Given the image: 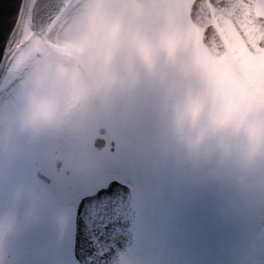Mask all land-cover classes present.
I'll return each instance as SVG.
<instances>
[{"label":"rangeland","instance_id":"obj_1","mask_svg":"<svg viewBox=\"0 0 264 264\" xmlns=\"http://www.w3.org/2000/svg\"><path fill=\"white\" fill-rule=\"evenodd\" d=\"M192 1L73 0L42 37L28 0L0 83V264H80L76 205L112 178L137 215L119 264H264V53L215 12L211 54ZM57 146L70 200L36 175Z\"/></svg>","mask_w":264,"mask_h":264},{"label":"water","instance_id":"obj_2","mask_svg":"<svg viewBox=\"0 0 264 264\" xmlns=\"http://www.w3.org/2000/svg\"><path fill=\"white\" fill-rule=\"evenodd\" d=\"M71 0H36L32 8L33 31L44 35L67 8ZM227 15L250 50L264 52V16L255 9L256 0H209ZM25 0H0V72ZM192 20L205 26L204 42L215 55L226 52V44L213 24L208 0H194ZM104 131V130H102ZM103 137L95 140L102 148ZM135 220L131 189L112 180L106 187L84 197L77 214L75 254L82 264H118L122 254L134 240L131 226Z\"/></svg>","mask_w":264,"mask_h":264},{"label":"flooded vegetation","instance_id":"obj_3","mask_svg":"<svg viewBox=\"0 0 264 264\" xmlns=\"http://www.w3.org/2000/svg\"><path fill=\"white\" fill-rule=\"evenodd\" d=\"M258 2L259 0H257L256 10ZM212 12L213 15H215V12L218 11L212 6ZM111 149H114L113 146ZM61 152L63 151L59 146L46 150V153L48 154L47 156H49V158L47 159L46 157L45 161H38V164L36 165V175L38 181L41 184H48L54 189L57 195H59V193L64 194V197L67 200H70L73 198V196L70 195V192L65 193V190L68 188V190L73 191L74 189L73 184L68 182V177L71 175L72 166L71 164H66L64 162V157Z\"/></svg>","mask_w":264,"mask_h":264},{"label":"bare ground","instance_id":"obj_4","mask_svg":"<svg viewBox=\"0 0 264 264\" xmlns=\"http://www.w3.org/2000/svg\"><path fill=\"white\" fill-rule=\"evenodd\" d=\"M27 2H28V0H25V5L23 7L21 17H20L19 22L17 24V27L13 33L9 49L7 50L5 60H4L3 65L1 67L0 80L2 79L3 75L5 74V69L8 67V65L10 63V57L13 54L15 47L18 45L19 38L21 36L22 27H23L24 21H25Z\"/></svg>","mask_w":264,"mask_h":264}]
</instances>
